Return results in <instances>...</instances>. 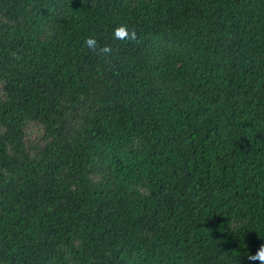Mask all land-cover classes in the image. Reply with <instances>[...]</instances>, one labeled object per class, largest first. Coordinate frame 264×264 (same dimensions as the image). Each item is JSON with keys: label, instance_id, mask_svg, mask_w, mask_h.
Here are the masks:
<instances>
[{"label": "trees", "instance_id": "16d2710c", "mask_svg": "<svg viewBox=\"0 0 264 264\" xmlns=\"http://www.w3.org/2000/svg\"><path fill=\"white\" fill-rule=\"evenodd\" d=\"M261 243L264 0H0V264H249Z\"/></svg>", "mask_w": 264, "mask_h": 264}, {"label": "clouds", "instance_id": "9594fccd", "mask_svg": "<svg viewBox=\"0 0 264 264\" xmlns=\"http://www.w3.org/2000/svg\"><path fill=\"white\" fill-rule=\"evenodd\" d=\"M113 39L117 41H136L137 33L135 29L130 30L126 23H121L115 26L113 30ZM84 43L89 49L95 50L97 48V40L94 37H88ZM112 51L113 49L109 45H104L99 48V53L105 56L111 55ZM246 258L249 264H264V243H261L256 251Z\"/></svg>", "mask_w": 264, "mask_h": 264}, {"label": "rangeland", "instance_id": "374dc122", "mask_svg": "<svg viewBox=\"0 0 264 264\" xmlns=\"http://www.w3.org/2000/svg\"><path fill=\"white\" fill-rule=\"evenodd\" d=\"M38 133V128L36 126L31 125L27 130V134L30 138H35Z\"/></svg>", "mask_w": 264, "mask_h": 264}]
</instances>
